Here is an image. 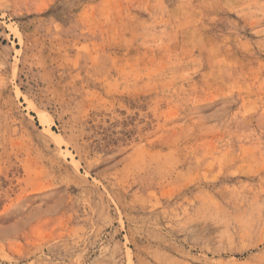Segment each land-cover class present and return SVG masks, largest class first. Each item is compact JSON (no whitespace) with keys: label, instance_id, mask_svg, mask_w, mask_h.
<instances>
[{"label":"rangeland","instance_id":"rangeland-1","mask_svg":"<svg viewBox=\"0 0 264 264\" xmlns=\"http://www.w3.org/2000/svg\"><path fill=\"white\" fill-rule=\"evenodd\" d=\"M0 264H264V0H0Z\"/></svg>","mask_w":264,"mask_h":264}]
</instances>
